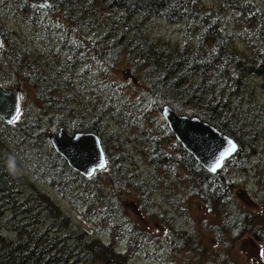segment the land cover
I'll list each match as a JSON object with an SVG mask.
<instances>
[{"label": "rangeland", "instance_id": "1", "mask_svg": "<svg viewBox=\"0 0 264 264\" xmlns=\"http://www.w3.org/2000/svg\"><path fill=\"white\" fill-rule=\"evenodd\" d=\"M46 1L45 10L30 9L22 0H0V31L6 35L0 55V84L5 91L20 93L22 110L15 123L36 128L47 155L46 134L60 128L87 132L86 122H95L92 116L103 109L99 112L104 116L101 126L95 124L98 130L102 128L107 168L121 163L128 178L127 182L119 180L126 185L116 191L106 171L97 172L90 182L99 198L91 199L90 188H82L77 178L60 173L53 159L56 154L44 161L33 143L19 144L11 128L0 120L3 165L14 178L19 205L30 207V217L25 216L21 225L36 223L41 233L51 231V237H83V241L100 238L110 242L111 234L122 239L120 246L128 245L130 253H140L132 258L126 254L128 264H264V125L258 126L251 146L240 143L242 152L231 159L224 173L227 197L216 200L205 194L186 167H180L183 149L166 133L162 100L150 85L155 75L165 73L168 67L163 64L168 63L176 67H171L174 78L182 75L186 85L201 88L202 80L185 68L190 63L179 67L174 61L184 60L177 53L186 45L187 59L207 63L203 69L209 71V81L214 63L208 58L215 50L214 41L204 37L195 23L116 16L98 2L88 5L87 0ZM222 3L195 0L193 12L220 20L222 24L213 27L223 36L219 50L226 41L229 51L253 59L254 53L246 45L255 31L247 33L249 29L233 21ZM261 3L264 7V0ZM24 7L32 12L27 13ZM220 59L221 65L222 56L218 55L217 61ZM246 85L230 105L240 113L249 111L251 104L264 111V79L251 76ZM43 88L56 100L63 103V96L70 102L56 113L57 120L46 117L51 113V99L50 94L39 93ZM173 103L182 110V104ZM191 103L185 106L193 110ZM120 110L129 118L128 125L119 123ZM75 121L82 126L73 125ZM114 134L123 141L117 143ZM112 191L116 192L112 199L117 201L119 215L105 220L99 216L106 211ZM10 214L0 220V233L15 241L14 222L22 218L8 220Z\"/></svg>", "mask_w": 264, "mask_h": 264}, {"label": "trees", "instance_id": "2", "mask_svg": "<svg viewBox=\"0 0 264 264\" xmlns=\"http://www.w3.org/2000/svg\"><path fill=\"white\" fill-rule=\"evenodd\" d=\"M261 1L223 0V3L221 4L222 8L226 9L231 14L233 21L236 23L241 22L240 25L249 29L247 33L255 31L253 32L254 36L252 35V41L246 45L253 51V59H248L241 53L238 54L234 51H229L226 41L223 45V49H218L219 39H222L223 36L219 35L218 31L216 32L213 27L218 23L220 25L222 23L218 19H212L210 15H207L206 18L205 15H200L199 13L196 15L193 12V7L196 9L195 0H87V4L89 5V2H91L90 6H92V4L98 2L108 12H111L112 15H120L121 17L129 16L128 18H130L142 16L143 18L148 19L161 18L170 23H178V21L184 22V24L188 25L195 23L204 37L214 41L215 50L211 52L208 58L210 64L214 63L212 67L214 70L213 78H210L209 81H207L208 76L206 75L209 74V71L203 69L204 65L207 67V63L198 64L194 58L187 59L186 54L189 51V47H185L186 45L177 53L179 57L184 56V60L182 62L177 59L174 61L179 67L186 62L190 63L186 65L185 68H187L193 76H197L202 80L203 83H200L202 85L201 88H198L196 85H186L184 76L182 75L174 78L173 75L175 72H171V67L175 66H171L168 63L163 64L168 67L167 69H164V74H161L158 69L155 71L159 72V75H155V79L150 85L152 84L151 86L153 91H155L156 96L162 100V107L169 106L174 112L181 116L191 118L196 117L211 125L222 134L234 139L239 145V150L235 155L236 157L242 152L240 143L242 145L251 146L254 143V137L259 132L258 126L264 125V111L259 106L250 103L251 107H247L249 111L244 109L242 110V113L239 112L240 109L236 111L231 106L233 100L237 99L236 97H238L243 91V85L244 87L247 86L246 81L249 77L254 76L259 80L264 79V7ZM58 6L59 8L62 7L61 5ZM30 9H26V7L23 8L27 13L32 12ZM2 34L4 37L6 36L4 32H2ZM245 37L246 41H248L249 36L245 35ZM218 55L222 56L221 65V59L220 61H217ZM192 56L194 57V55ZM25 57L26 53L23 52L22 58ZM218 63L220 67L216 68L215 65ZM151 65L156 64L151 63ZM61 81H65V79ZM223 84L225 86H223ZM220 85H222L224 89H222ZM209 88L211 89L209 90ZM43 92V95L50 94V92ZM103 92L104 88H102V93ZM216 92L217 94H214ZM50 95L52 96V94ZM168 96H171L174 99L169 100L167 98ZM213 96H215V98ZM62 101L63 103L60 102L59 110H62L65 105L70 103L67 99L64 100L63 96ZM173 101L182 104V110L178 109ZM188 101L192 102L191 104L194 106L193 110L185 106ZM48 104L50 107L55 105L52 100H50ZM111 104L114 106L116 105V101L113 98ZM237 105H241L240 102ZM162 107H160V109ZM258 109H261L262 112ZM40 111L43 118L44 112L43 110ZM101 111H103V109L99 110V112ZM99 112H96V114L92 116V120H95V122H98L100 125L104 116ZM119 112L121 116L119 123H121L122 126L126 124L128 125L129 118H124V114H122L121 110ZM242 114H244V116ZM48 116L49 115L47 114L46 117ZM36 119L40 121V118L37 117ZM95 122H86L87 128L85 130L96 134L102 141V128L100 127V130H98ZM1 124L3 126L5 125L3 122H1ZM6 125L11 128L10 132L19 144L33 143L35 151L44 161L49 159V155L55 154L53 149L49 147L47 155H45L41 146H43L45 150L46 148L42 139L39 137L36 128L32 126L24 127L22 123L19 124L17 122H14L13 126L11 124ZM73 125L82 126L77 121L73 122ZM165 131L171 138L172 136L174 137L167 126L165 127ZM78 132L81 131L77 129V132L75 133ZM1 137L2 134H0V138ZM113 137L117 143L123 141V139L117 134H114ZM46 138L48 140V134H46ZM102 144V146H104L103 141ZM178 145L181 147L179 143ZM25 149L28 152L31 151L30 148L26 147ZM53 159H55V162L60 166V173L62 175L77 178L80 187L90 188L88 192L91 194V199L94 196L99 198L97 188H92L90 182L91 179L80 177L58 156H54ZM178 161L180 167L187 168L188 172L196 180L197 185H200L199 187L205 191V194H210L209 196L215 197L216 200L227 197L228 188L224 187L223 182L227 181L224 173L231 160L226 161L223 169L215 175L209 174L205 171L184 150L181 151V157L178 158ZM4 163V159H2V154L0 153V220H2L7 213H11L10 217L7 216L8 220H16L19 217L22 219L21 221L14 222L16 224L13 228V232L17 235L15 241L5 237L3 233H0V264H116L117 261H120L121 264H128V259L125 257L126 254H129V256H131L130 258L140 256V253L138 252L130 253V247H128V245L127 247L122 246L123 251L116 250L114 245H120L122 239L116 240V237L112 236L110 233L111 244L109 242L108 245H105L100 238L83 241V237H81L82 239L78 238L77 240L71 236H64L62 238H58L57 236L51 237V231L41 233L36 223H25L21 225L22 222L26 221L25 216H27L26 218L30 217V215L27 214L30 207L24 205V203L19 205L18 200L15 198L16 184L14 178L10 173V170H8L9 168L7 169L6 166L3 165ZM110 170L111 172L108 173ZM105 171L107 175L111 177L112 188L116 191L123 189L126 184L123 186V184L119 183V180L127 182L128 178V173L123 169V165L120 163V166H117V168L113 165L111 168L110 164V167ZM108 185L111 187V183ZM115 194V191H112L109 194L108 203L105 205L106 211L99 217L105 220H110L114 215H119L116 212L119 211V208H116L117 201L112 199L115 197ZM93 201H95V198ZM121 221H124V217ZM110 224H112V222H110ZM138 250L139 249L137 248L136 251Z\"/></svg>", "mask_w": 264, "mask_h": 264}, {"label": "water", "instance_id": "3", "mask_svg": "<svg viewBox=\"0 0 264 264\" xmlns=\"http://www.w3.org/2000/svg\"><path fill=\"white\" fill-rule=\"evenodd\" d=\"M25 1L39 7L47 6L46 0ZM20 110L19 92L5 91L0 86V119L3 123H12ZM161 115L177 142L209 174H217L224 162L238 152V145L232 138L198 118L179 116L169 106L162 109ZM50 142L67 166L82 178H91L96 170L107 168L100 139L93 134L71 136L60 131L57 136H50Z\"/></svg>", "mask_w": 264, "mask_h": 264}, {"label": "flooded vegetation", "instance_id": "4", "mask_svg": "<svg viewBox=\"0 0 264 264\" xmlns=\"http://www.w3.org/2000/svg\"><path fill=\"white\" fill-rule=\"evenodd\" d=\"M0 39H1V41H0V49L2 48V46H3V43H4V40H2L3 39V37L2 36H0ZM0 55H1V51H0ZM51 85L49 84L48 85V88L50 87ZM45 90H47L46 88H43L42 90H40V92L39 93H41V92H43V91H45ZM19 95H20V93H19ZM20 98H21V96H20ZM54 103H55V105L54 106H51L50 108H51V113L49 114V116H48V118H49V120H57V116H56V113H59V112H61V110H59V106H60V101H58V100H56L54 97H53V95L51 96L50 95V97H49ZM54 99V100H53ZM41 112V111H40ZM38 120V119H37ZM78 123H80V121H77ZM81 124V123H80ZM60 130H64L63 128H60L59 130H58V132L60 131ZM66 131V130H65ZM57 132V133H58ZM67 133H69V134H74L75 132H77V130L74 132V133H71L70 131H66ZM54 134H56V133H54ZM79 134H86V133H79ZM89 134H94V133H89ZM53 135V134H52ZM96 135V134H95ZM51 136V135H50Z\"/></svg>", "mask_w": 264, "mask_h": 264}, {"label": "snow or ice", "instance_id": "5", "mask_svg": "<svg viewBox=\"0 0 264 264\" xmlns=\"http://www.w3.org/2000/svg\"><path fill=\"white\" fill-rule=\"evenodd\" d=\"M17 111H18V110H17ZM18 119H19V115H17V116L15 117V120H18ZM233 148H234V145L231 146V147L229 148V151H231ZM213 170H215V169H213Z\"/></svg>", "mask_w": 264, "mask_h": 264}, {"label": "bare ground", "instance_id": "6", "mask_svg": "<svg viewBox=\"0 0 264 264\" xmlns=\"http://www.w3.org/2000/svg\"><path fill=\"white\" fill-rule=\"evenodd\" d=\"M35 8V7H34ZM48 9V8H47ZM46 10V9H45ZM0 36H2L3 37V39L2 40H4V36H3V34H2V32L0 31ZM19 44V43H18ZM21 47V46H20ZM26 106V105H25ZM102 149H103V146H102ZM103 152L105 153V151H104V149H103Z\"/></svg>", "mask_w": 264, "mask_h": 264}, {"label": "clouds", "instance_id": "7", "mask_svg": "<svg viewBox=\"0 0 264 264\" xmlns=\"http://www.w3.org/2000/svg\"><path fill=\"white\" fill-rule=\"evenodd\" d=\"M116 250H117V248H116Z\"/></svg>", "mask_w": 264, "mask_h": 264}]
</instances>
